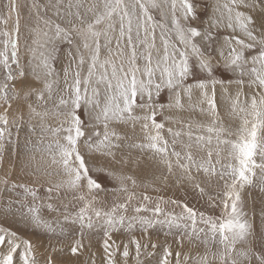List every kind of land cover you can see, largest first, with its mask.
I'll use <instances>...</instances> for the list:
<instances>
[{"label": "snow or ice", "instance_id": "obj_1", "mask_svg": "<svg viewBox=\"0 0 264 264\" xmlns=\"http://www.w3.org/2000/svg\"><path fill=\"white\" fill-rule=\"evenodd\" d=\"M29 7L47 30H32L27 64L20 5L6 0L0 11V217L48 242L0 226V264H41V257L69 264L58 257L78 262L85 251L97 264L95 244L100 264H264V228L254 230L242 195L264 194V0H32ZM60 42L69 45L62 84ZM25 127L40 135L35 143L25 137L22 155ZM36 152L61 177L48 184L46 201L38 197ZM118 153L121 165L154 167L163 185L215 193L208 203L220 214L138 194L134 175L109 170ZM99 160L105 166L94 169ZM18 163L30 181L12 179ZM96 172L116 187L109 192Z\"/></svg>", "mask_w": 264, "mask_h": 264}, {"label": "rangeland", "instance_id": "obj_2", "mask_svg": "<svg viewBox=\"0 0 264 264\" xmlns=\"http://www.w3.org/2000/svg\"><path fill=\"white\" fill-rule=\"evenodd\" d=\"M17 2L20 5V22H21L20 23V29H21L20 31V52H21L20 57H21V62L27 64V61L31 58V53L28 51V49L31 47H34V45L32 44V40H33L32 30L36 29L37 27L40 30H47V29H45V26L42 22H38L36 20L35 15L30 9L29 5L31 4L32 0H17ZM40 2L44 3L46 2V0H40ZM209 2L211 3V0H209ZM5 3H6V0H0V11L4 10ZM156 16H157V19H159V15L156 14ZM47 18L56 20L52 12H49L47 14ZM56 22L61 23L62 27H69L66 20H56ZM157 31L159 32V30ZM228 34L229 32L227 30L222 33V35H228ZM25 42H27V44ZM157 43L159 44V38H157ZM57 47L59 49V52L55 60V71L56 73L59 74V77L61 78V84H62L63 68L67 66L66 51L68 50L69 45L67 43L60 42L57 44ZM73 51H74V48H73ZM36 56L37 58H39V50H37ZM35 63H38V59L33 61V64ZM198 75H200L201 78H203V74H198ZM216 75H217V78L223 79L225 78L226 74L223 72V69H220L217 71ZM162 95H163L162 100L166 102L168 93L165 92ZM220 105H222V102H220ZM81 115H82V118H84L83 113H81ZM51 123H55V122H51ZM39 135H40L39 127H37V131L35 132V134L30 133L27 127H25L21 131L20 140H21L22 155H27V153H24V148H23V142H24L25 137L26 136L31 137L33 143H35ZM13 139H15V133H13ZM118 154L121 155L120 153ZM118 154H117V157H118ZM35 156H36V159L35 161L32 162V166L38 167L40 169V175H41V180H39L37 183V187L38 188L40 187L38 191V197L40 198V200L46 201L47 195H48L46 192V189H47L48 184L50 182L51 183L57 182L58 180L61 179V177L56 174L57 170L55 166L51 165L50 159L47 157L46 154H43V159L41 158L42 154L40 152H36ZM104 163H105L104 160H99L98 163L93 164V168L95 169V168L104 167L105 166ZM125 165H123V167H125ZM19 167L20 165L18 163L17 172L13 174L12 179L19 180L22 182L24 180L30 181V177L20 174ZM137 167H138L137 164L133 163L132 169L131 168L119 169V167L112 168L111 166H109V170L124 171L126 174L134 175V177L137 179L138 184L140 185V187L136 189V192L138 194L143 193L145 190H147V194L149 193L148 195L152 196L153 199L163 196L165 199H176V200L181 201L182 203H187L190 207H193L199 211H205L209 214H214V215L220 214L219 208L213 211L211 206L208 203V195H214L215 193L206 191V193L202 196L198 191L194 190L191 185H184L183 187H180V186L174 185L171 182H169L167 185H163L162 183L158 181H154V175L159 176L160 174L159 171H157L154 167L144 164V166L140 168L139 171L137 170ZM45 170H47V172H50L52 174L50 176L44 175ZM94 174L96 176H99L102 179L105 188L109 192H111L112 189L116 187L115 182L104 172H96ZM53 178H55L56 181ZM153 183H155V187L159 188V191H154L153 187L151 186L145 189V185H153ZM246 191H248V193H246ZM246 191L245 193L242 194L245 200L243 210L247 214L250 221L252 222L254 230L258 233L262 230V228H264V225H262L261 223V209L264 208V194L260 193L258 189H247ZM246 194H249L250 197L249 195L247 197ZM110 198L111 197H109V199ZM247 198H251V199L248 200ZM40 200H38L37 202L39 203ZM171 208L172 206L169 205V209ZM174 210L176 212H179L180 208L176 207ZM41 212L49 220H52L55 217V213L49 214L46 208H42ZM0 225L5 226V227H11L13 230L18 231L21 235L25 236L26 238H31L37 244H40L41 242H43V246L47 247V242H48L47 236H45L44 234L40 232H33V231L25 229L23 225L20 224L15 219H12V218L5 219L3 217H0ZM162 238L163 237H161V239ZM70 240H71V237L63 239V243L68 244ZM99 247H100L99 244H95V247L93 249L94 251L98 253L97 264H100L99 253L101 252V249ZM173 247L175 248L176 246L173 245ZM40 250L41 252H43V247ZM58 258H61L64 261L69 262V264H89V253L87 251H85L83 256L79 257L78 262L76 258L70 257L68 255H62L61 257H58ZM41 264H43L42 257H41Z\"/></svg>", "mask_w": 264, "mask_h": 264}, {"label": "bare ground", "instance_id": "obj_3", "mask_svg": "<svg viewBox=\"0 0 264 264\" xmlns=\"http://www.w3.org/2000/svg\"><path fill=\"white\" fill-rule=\"evenodd\" d=\"M21 23V22H20ZM29 25V24H28ZM21 53V52H20ZM217 92H218V98L220 99V102H222V105H220L221 106V108L222 109H225L226 108V102L223 100V98L222 97H220V94H219V86H218V88H217ZM163 96V95H162ZM35 134V133H34ZM39 154V153H38ZM120 156L121 155H119L118 154V157H117V160L115 161V162H113L110 166L112 167V168H115V167H119V169H126V168H131L132 169V164H126L125 165V167H123V165H121L120 163H119V160H120ZM103 163V162H102ZM105 164V163H104ZM136 167V166H135ZM134 169V168H133ZM127 171V170H126ZM131 171V170H130ZM137 177V176H136ZM54 180H55V178H53ZM52 179V180H53ZM41 180V179H40ZM51 180V181H52ZM139 180V179H138ZM25 181V180H24ZM45 181V180H44ZM56 181V180H55ZM44 183V182H43ZM150 183V182H149ZM151 184V183H150ZM175 187V186H174ZM40 188V187H39ZM149 188V187H148ZM174 193H175V191H174ZM246 193H248V191H246ZM149 194V193H148ZM247 195V197H248V195L249 194H246ZM251 195H253V194H251ZM209 196V195H208ZM43 197V196H42ZM45 197V196H44ZM249 197H250V195H249ZM252 197H254V196H252ZM248 200L249 199H251V198H247ZM254 199V198H253ZM52 217V216H51ZM1 226V225H0ZM18 228V227H17ZM42 236V235H41ZM97 246V245H96ZM95 247V246H94ZM100 248V247H99ZM71 261V260H70Z\"/></svg>", "mask_w": 264, "mask_h": 264}]
</instances>
